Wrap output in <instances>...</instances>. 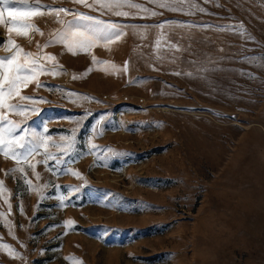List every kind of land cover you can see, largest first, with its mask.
Masks as SVG:
<instances>
[{
  "label": "rangeland",
  "instance_id": "1",
  "mask_svg": "<svg viewBox=\"0 0 264 264\" xmlns=\"http://www.w3.org/2000/svg\"><path fill=\"white\" fill-rule=\"evenodd\" d=\"M16 3L137 30L75 55L49 43L70 15L43 12L28 21L40 32L11 34L21 57L56 59L40 61L46 87L20 89L48 103L6 97L38 113L0 109L16 135L52 137L21 164L0 154V264H264V0H184L190 14L132 0L160 13L143 18ZM8 38L0 25V58L15 52Z\"/></svg>",
  "mask_w": 264,
  "mask_h": 264
},
{
  "label": "snow or ice",
  "instance_id": "2",
  "mask_svg": "<svg viewBox=\"0 0 264 264\" xmlns=\"http://www.w3.org/2000/svg\"><path fill=\"white\" fill-rule=\"evenodd\" d=\"M72 2L90 11L98 12L100 17L110 14L118 17L127 18L131 16L135 18L136 16H141V14L146 16H156L160 14L142 4L132 3V0H72ZM183 2L184 0H148V3L158 8L190 14V9L179 6L182 5ZM205 2L207 3L209 0H205ZM0 5H2V7H0V25L4 26L9 33V38L7 39L8 50L11 51L15 49V52H13L11 56L0 58V109L6 108L7 111L14 113L31 112L35 114L40 110L37 108H26L22 105L7 104L6 97L19 96L20 100L31 101L33 104L48 103V101L42 97L36 98L20 95V89L21 86H27L28 83H35L37 88L46 87L39 82L38 77L40 74L47 72L48 69H46L40 61L43 60L47 62L55 61L56 59L52 55L33 54L31 52H25L23 53V57H21L22 49L11 39V34L15 32L17 36H23L30 31L40 32L39 28H36L35 25L28 22L30 17L42 14L43 12L55 13L57 16L61 13L66 16H72V21H59L63 27L54 34V39L49 41V43L58 42L65 46L68 52L74 55L77 52L90 53L93 48L100 45L109 46L121 40V38L127 34L126 30L129 28H132L134 31L137 30L135 25H121L105 21L96 16L88 15L73 9L51 8L43 5L26 3L18 5L16 0H0ZM192 7H195L200 12L206 11L204 8L199 7V5L193 4ZM124 8L136 9L137 12L132 13L123 11L122 9ZM141 18H143V16H141ZM157 27L163 29L165 26L159 24ZM237 27L242 29L243 26L239 25ZM139 34L142 35V33ZM157 44L159 45V41H157ZM44 47H47V45ZM169 47L179 50L178 46L175 44H170ZM93 63L99 64L106 62L98 61L93 57ZM113 68H115L114 65ZM122 70L126 71V66ZM52 74L55 75V72L53 71ZM176 74L178 75L179 73ZM189 75L191 74L189 73ZM49 90L53 91L54 89ZM68 95L72 96L78 94L68 93ZM18 131H22L21 126L8 120L5 113L0 111V154L6 159L9 157L13 158L17 164H21L22 161H29L30 157L38 153L40 147L46 146L47 142L52 139L50 134L45 136L40 133H33L30 139H26L25 135H16ZM44 132H49L47 127L44 128ZM61 139L66 140V144L63 146L57 144L55 146L58 148L64 147L65 149H70L74 144L75 135L73 134L71 137H62ZM17 149H23V152L17 151ZM50 155L51 154L46 153V157H50ZM44 163L46 164V160ZM28 166L35 173V165L29 164ZM12 171L24 172V169H13ZM6 175H11V173H6ZM37 178H39L38 174ZM24 183L31 187V181L28 180L26 175L24 176ZM3 191H6V189L4 188L3 181H0V192ZM5 202L7 203V201ZM9 209H11L10 204ZM19 211L23 214L22 206L19 207ZM21 246L23 247V245ZM2 247L10 249V246L7 245H2ZM10 255L14 258L22 259L20 253L16 252L14 249H10ZM76 264H82V262L77 261Z\"/></svg>",
  "mask_w": 264,
  "mask_h": 264
}]
</instances>
